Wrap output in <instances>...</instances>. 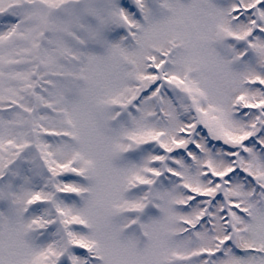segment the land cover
I'll list each match as a JSON object with an SVG mask.
<instances>
[{
    "label": "snow or ice",
    "instance_id": "6c2138e0",
    "mask_svg": "<svg viewBox=\"0 0 264 264\" xmlns=\"http://www.w3.org/2000/svg\"><path fill=\"white\" fill-rule=\"evenodd\" d=\"M0 264H264V0H0Z\"/></svg>",
    "mask_w": 264,
    "mask_h": 264
}]
</instances>
